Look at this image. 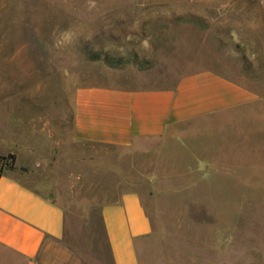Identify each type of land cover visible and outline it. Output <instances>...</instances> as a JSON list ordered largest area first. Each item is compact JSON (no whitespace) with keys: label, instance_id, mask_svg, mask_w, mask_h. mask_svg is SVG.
<instances>
[{"label":"rangeland","instance_id":"obj_1","mask_svg":"<svg viewBox=\"0 0 264 264\" xmlns=\"http://www.w3.org/2000/svg\"><path fill=\"white\" fill-rule=\"evenodd\" d=\"M205 69L258 98L192 125L189 139L219 154L176 138L80 146L77 162L45 147L83 264H112L100 211L129 192L153 227L141 264H264V0H0V114L10 99L66 114L82 87L170 88ZM4 157L0 173L14 166Z\"/></svg>","mask_w":264,"mask_h":264},{"label":"crops","instance_id":"obj_2","mask_svg":"<svg viewBox=\"0 0 264 264\" xmlns=\"http://www.w3.org/2000/svg\"><path fill=\"white\" fill-rule=\"evenodd\" d=\"M256 100L248 88L212 69L189 74L170 88L82 87L66 114L31 113L28 100H8L0 114V156L12 155L14 166L0 174V264H83L67 242L65 208L48 194L56 179L43 170L59 165L54 149L45 155L46 146H68L71 162L79 160L80 146L130 148L171 138L219 154L220 149L189 139L192 125ZM100 217L112 264H141L138 242L153 227L139 194L125 193L104 205Z\"/></svg>","mask_w":264,"mask_h":264},{"label":"trees","instance_id":"obj_3","mask_svg":"<svg viewBox=\"0 0 264 264\" xmlns=\"http://www.w3.org/2000/svg\"><path fill=\"white\" fill-rule=\"evenodd\" d=\"M9 156H11V157H13L12 155H9ZM6 157H4V156H0V160L1 159H5ZM1 174V173H0Z\"/></svg>","mask_w":264,"mask_h":264}]
</instances>
